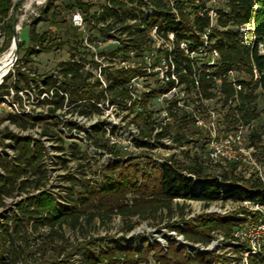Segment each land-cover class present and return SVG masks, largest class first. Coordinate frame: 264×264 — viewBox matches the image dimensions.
<instances>
[{
    "label": "trees",
    "instance_id": "trees-1",
    "mask_svg": "<svg viewBox=\"0 0 264 264\" xmlns=\"http://www.w3.org/2000/svg\"><path fill=\"white\" fill-rule=\"evenodd\" d=\"M136 1L150 11L146 12L143 7L140 8L138 14L140 22H135L128 27L131 29V37L127 40L129 43L124 44L123 49L125 51L136 49L141 53L145 32L152 30L155 26L159 31L166 30L163 36L167 39H169V33L173 32L174 47L171 55L180 82L186 85L189 92L192 88H196L200 100L201 98L215 99L217 103H222V106L226 108V113L222 116L224 131L248 127L252 140L249 146L255 150L260 149L264 154V131L252 126L253 121L262 115L258 107V99L260 95L264 97V53L260 51V45L264 46V0H225L224 7L215 8L218 17L214 24L209 13L211 7H207L205 1L174 0L173 5L165 0ZM52 2L50 0L42 10L43 14L30 23L29 45L25 48V42L19 41V50L25 48L26 54L18 57L14 68L5 76L0 84V95H11V91H14L15 98H19L20 90L25 89V86L31 87V81L38 83L40 79L45 81L44 91L49 92L53 87H57V81L51 71L34 77L30 75L31 71H26L20 66L22 61H31L34 55L50 51L55 46L56 43L51 41L48 31H38L39 22L49 19L47 14L54 6ZM111 2L106 6L107 12L115 15L120 12L118 8L126 6L122 0H111ZM13 4V0H0L1 30L5 35V43L0 47V53L9 46L13 38ZM118 4L119 7H117ZM73 6L83 9L85 13L79 10L86 18L93 4L85 0H74ZM134 10L135 8L132 12L131 9H127L126 12L137 16ZM101 12L103 11L94 12L91 16L99 17ZM243 27L246 28L245 33L250 40L249 44L242 37ZM205 34L208 41L207 54L217 50L220 55L214 63L209 62L207 54L192 58L179 47L181 40L190 41L192 46L199 47L203 45L202 41H205ZM147 48L152 50V44L149 43ZM71 49L73 50L72 58L76 55L85 56L78 45H73ZM112 53L117 54L118 50ZM234 70L238 75L232 78L230 74ZM14 71H17V74H14ZM60 72L61 84L54 88L52 97L46 99V102L54 104L50 106V113H54L57 108L65 105L66 96L62 92L67 93L69 103H73L83 98L105 96V91H108L113 95L112 102L119 103L121 108H129L131 114H134L132 122L139 127L143 143L148 144L147 140L153 136L156 139H162L170 134L171 130L177 132L174 136L176 142L187 141L185 134L191 132L185 127L186 121H191L193 124L194 122L185 110L182 118H178L173 124L164 126L162 130L154 134V110L150 108L149 103L162 92L161 89L155 88L143 93L141 99H137L128 106L127 99L130 94L126 83L140 74L142 67L109 72V78L114 77V80L106 90L101 91H97L94 84L88 81L89 73L83 72L82 64L78 62L72 60L62 62ZM12 78L14 80L10 83ZM22 82L24 85L21 84ZM80 111L84 112V109L81 108ZM50 113L42 118L9 112L8 116L1 120L2 122L9 120L22 129L44 123L42 136L47 135L50 138L57 136L64 142L65 138L57 132L61 119L52 118ZM218 121L221 122V119L218 118ZM0 133L3 138L11 140L5 143L3 139L2 144L13 150L12 155L5 151L0 152V207L6 205L7 197L15 196L17 192L27 193L25 199L17 203V210L0 224V264H18L31 256L28 225L34 229H38L40 225H47L51 236L58 234L62 240L59 254H62L67 247H72L70 252H64L62 259H38L37 264H77L71 259L74 252L82 254L80 264L150 262L153 264H232L230 257L213 253L188 257L185 254V248L176 244L175 241H171L168 248L157 241L152 243L148 239H144L139 248L135 245L129 246L125 241H121V247L118 243L112 242L98 248L93 238L71 245L68 238L63 233H59L58 227L62 228L66 222L76 226L82 218L91 222L96 217H100V220L104 222L119 215L128 221L133 217L146 220L157 218L164 210L173 215L176 199L201 200L206 205L225 198L233 201L264 202V180L261 177L244 178L234 174L241 162L230 161L225 165L221 162L207 161L210 163L204 165L197 157L188 164H181L174 157L164 162L147 163V170L137 164L131 162L125 164L120 161L115 165L103 166L105 175L103 184L92 183L90 179L79 181L72 178V185L67 187L69 196L61 200L47 191L32 194L28 189L30 184L34 182L35 188L40 189L41 182L46 177L45 144L40 137L16 135L9 125L0 130ZM93 142L97 147L113 151L106 142L100 143L98 140ZM69 146L72 154L73 152L86 154L87 146L82 143L71 141ZM59 148L62 149L65 146L61 145ZM115 153L120 154L119 149ZM254 154L257 160H261L257 153ZM212 166L221 168V175L209 173L208 169ZM187 170L203 182L198 190H195L193 186V179L185 173ZM224 183L230 186L224 189L222 185ZM77 185L81 188L78 189ZM178 206L180 210H183V205L178 204ZM239 213L240 211L226 215L203 213L186 220L183 224L181 221H172L167 225L183 233L187 239L208 243L211 241L213 231L223 232L226 237H231L236 227L259 221V212H256L253 217H249V213L243 215ZM47 242L42 243V248L48 244ZM245 247L246 245L242 244L237 250ZM250 262L264 264V258L251 257Z\"/></svg>",
    "mask_w": 264,
    "mask_h": 264
},
{
    "label": "rangeland",
    "instance_id": "rangeland-1",
    "mask_svg": "<svg viewBox=\"0 0 264 264\" xmlns=\"http://www.w3.org/2000/svg\"><path fill=\"white\" fill-rule=\"evenodd\" d=\"M13 1L16 2L18 0ZM49 1L50 0H19L17 4L18 8L15 9L14 13L12 12V15H14L17 20L19 40L25 42V48L27 45H29L30 23L38 16L43 14L42 10L46 7ZM52 1L54 6L47 14L49 19L39 22L38 31H48L51 41L56 43L55 46L50 51H45L34 55L31 61H22L20 64L22 69L31 71L30 75L34 77L51 71L58 79H62L60 64L64 61L72 59L73 50L71 48L73 45H78L80 48H82V41H84V36L86 33H90L91 36H93L92 41H106L100 49L111 55V52L117 47L112 42L113 39L118 38L122 41H127L131 37V29L128 27L135 22H140V17L138 14L140 8L142 9L143 7L142 4L138 3L136 0H122V3H124L126 6L118 8L120 12L118 15H115L107 12L106 6L112 3L111 0H85L93 4L90 13L86 14L87 31L85 32L83 29L75 27L71 21V15L74 10L80 9L85 13V11L78 6H73L74 0ZM165 1L172 5L174 3V0ZM201 1H205V5L211 8L225 6V0ZM119 6L120 5L118 4L117 7ZM133 8H135L134 12L137 16H132V13L128 14L126 12L127 9H131L133 12ZM98 11H103L99 17L91 16L92 13ZM148 11L150 10L147 8V12ZM216 21L217 20L215 19L214 23H216ZM245 29V27L242 28V37L244 41L249 44L250 40L245 33ZM164 32H166L165 29L162 31L158 30V33L161 37L164 35ZM4 40L5 35L1 30L0 22V47L5 43ZM153 40L151 31L145 32L142 40L143 42L141 44L142 49L147 50V45ZM160 41H162V38H160ZM12 45L13 43L11 41L9 46L0 53V59L6 52H8V50L11 49ZM25 48L18 51V57L25 56ZM260 51L261 53H264V46L262 44L260 45ZM136 52L139 53L138 50H136ZM13 56L14 51L12 58ZM202 56L205 55H200V57ZM206 56L209 55L207 54ZM138 61H141V59ZM15 65L16 64H14V66ZM15 73L17 74V71H14V74ZM237 75V72L234 70L231 71L230 77L234 78ZM90 79H92V76ZM13 80L14 78H12L9 82L11 83ZM21 84L24 85L23 82ZM44 84V79H40L39 83L31 82V87L25 86L27 92H24V95L28 102L29 108L33 111L36 107L35 105L45 103L44 101H39ZM161 85L162 84L158 82L156 78H151L147 84V88L155 89L161 87ZM9 97L11 98V96ZM189 104H191V107H199L200 109H206L207 107L215 109L217 113V124L221 130H225L222 116L226 113V108L222 106V103H217L215 99H210L206 104H204L199 101L196 95H192L190 97ZM169 105L170 103L161 95H157L150 102V106L155 113L161 110L163 107H168ZM258 107L262 111V115L260 118L253 121L252 126L256 127L260 131H264V97L262 95H260L258 99ZM115 108L116 109L110 107L109 111H107L109 112V115L105 118V125L108 127V129H111V132L106 130V128L105 132L101 129L98 132H94V134L90 135V138L93 145H95L93 141L98 140L100 143L106 142L108 147L112 149H119L120 159L118 160H112L110 157L106 158L103 156V154L96 153L97 150H94L93 147H87L85 150L86 154L84 155H81L79 152H73L72 154L70 152L69 146L71 141H76V143L83 144V139L78 137L65 138V141L62 142L59 138H57V136L50 138L46 135L44 138V136L41 135L44 123H40V126L39 124H35L33 126H29L27 129H22L16 124L9 122V127L15 132L16 135H32L34 137H40L46 146V177L43 178L40 189H36L33 182L28 188L29 191L32 194H37L40 191H47L52 193L54 197H57L59 200H61L63 197L69 196L67 187L72 185V178L78 179L79 181L90 179L92 183L98 185L101 183L103 184L105 175L103 173V169H101L102 165H115L120 161H123L122 163L125 164H129V162L132 164H137L141 168L144 167L145 170H147V163L160 162L164 161L165 159L168 160L172 157L177 159L181 164H188L192 161V159H195V157L202 161L204 165L210 163L207 162L209 161L207 159V136L205 133H203V130H200L191 121L187 120L185 124V127L190 129L191 133L187 132L185 134L187 141L183 144L184 148L173 149L170 148L169 145H166L162 140L157 141L156 139L152 140L150 138L147 140L149 141L148 144L143 143V141H141L142 137L140 135L139 127L134 122H132L134 114H131L129 109L119 107ZM62 111L64 110L62 109ZM8 113L9 112L6 110L5 106L0 105V128L6 124L2 122L1 119L8 116ZM64 113L66 114L67 118L70 119L71 114L69 111L63 112V114ZM184 113V110H181L179 115ZM113 114L116 117L114 121L119 119V124L112 122ZM218 118L221 119V122L218 121ZM142 124L143 123H141V125ZM112 125H115L114 131L112 130ZM242 131L243 145L246 147V151L249 154H241L244 159L241 161L234 174L244 178H256L259 176L264 180V154L260 149L255 150L254 148H249V145L252 142L249 134L250 129L248 127H242ZM176 133V130H171L170 132L172 137H174ZM58 134L63 137L60 132H58ZM113 135L115 139L119 140V143L117 144L118 146L115 145V147L111 142ZM61 145H64L65 148L60 149L59 146ZM6 148L7 147L3 145V149L7 152H10L9 148H7V150ZM254 153H257L261 160H257ZM127 159H129V161L126 162ZM208 172L219 176L222 173V169L212 166L210 169H208ZM185 173L189 175L191 172L187 170ZM229 176H231V174H229ZM202 183L193 185L195 190H198ZM222 185L224 189L230 186L228 183H224ZM76 187L78 189L81 188L79 185ZM26 196V192H17L15 196L7 197L5 199L6 205L0 207V224L6 221L7 217H10L12 212L17 210V203L22 199H25ZM129 197H131V195ZM178 204L183 205V210L179 209ZM250 208L251 205L244 201H233L228 198L213 201L207 205L201 200L176 199L174 201L175 210L173 215L168 214L167 210H164V212L158 215L157 218H149L146 220L133 217L128 221L119 215H115L110 221L105 220L104 222L100 220V217H96L95 220L91 222H88L85 218H82L81 222L76 226H73L71 222H66L63 224L62 228L58 227V231L59 233H63L65 237L68 238L71 245H76L78 242L93 238L96 240L98 248L112 242L118 243V245L121 247V241H125L129 246L135 245L137 248H139L141 247L143 240L148 239L152 243L156 241L161 243L165 248L169 247L171 241H175L176 244L182 245L185 248V254L188 257H195L200 254L205 255L209 253L227 256L226 252L221 253L222 250H219L217 246L208 249L203 253L200 252L198 254H189L188 250H190L191 247L188 246V243L193 245L198 242L203 244L205 242L187 239L183 233L169 227L167 224L172 221H181L183 224L186 220L195 218L203 213H217L220 215H226L234 211H240L243 213L245 210H249ZM129 226L132 227L128 228ZM27 229L28 236L30 238L29 251L31 256L26 261H20L18 264H37L38 259H62L64 257L63 255H65L64 252L71 251L72 247L69 246L63 251L62 254H59V247L62 243V240L58 234L51 236L49 233L50 228L47 225H40L38 229H34L31 225H28ZM211 235L213 237L212 233ZM45 241H48V244L42 248V243ZM6 257H8V254H6ZM82 257V254L74 252L71 259L77 264H80ZM150 260H152V257H150ZM231 263L238 264V262L234 263L232 261ZM143 264H153V262Z\"/></svg>",
    "mask_w": 264,
    "mask_h": 264
},
{
    "label": "built area",
    "instance_id": "built-area-1",
    "mask_svg": "<svg viewBox=\"0 0 264 264\" xmlns=\"http://www.w3.org/2000/svg\"><path fill=\"white\" fill-rule=\"evenodd\" d=\"M143 10L147 12L145 7H143ZM209 13L212 23L214 24V20H217L218 17L217 11L215 8H211ZM71 21L75 27L83 29L85 32L87 31V20L82 11L79 9L72 12ZM150 31L152 39H154L153 41H150V44H152V50L148 48L147 50L143 49L141 53H137L136 49L125 51L123 49L124 44L129 43V41H122L116 38L113 39L112 42L117 46L114 51L118 50V53L113 54L112 51L111 55L100 49L106 41H92L93 36H91L90 33H86L84 41H82L81 48L82 51H84L85 56L80 57L76 55L75 58H72L71 60L82 64V71L89 73L88 81L94 84L97 91L106 90L109 84L114 80V77L109 78V72L117 69H131L139 66L142 67V72L132 77L126 83V88L130 94V97L127 99L128 106H130L137 99H141L143 93L153 90L147 88V84L151 78H156V80L162 84L161 87H158L162 90V92L158 95H161L170 103L168 107H163L158 112H154V134L157 131L162 130L164 126L173 124L178 118H182L184 114L179 115V113L181 110H185L187 111L188 117L200 130H203V133L207 136V159L209 161L213 163H227L230 161L241 162L244 159L241 154H249L246 151V147L243 145L242 128L235 131L221 130L217 124V113L215 109L210 107L200 109L199 107L190 106L191 104H189V101L192 95H196L199 101L204 104H206L209 100L204 98H201L200 100V95L196 88H192L189 92L186 85L180 82L171 55V51L174 47L172 41L174 39V33H170V37L167 39L160 36L157 26ZM160 38H162V41H160ZM204 39L205 41H202L203 45L199 47L192 46L191 42L186 40L179 41V47L184 50L186 55L192 58H195L198 54L206 55V46L208 43L206 34L204 35ZM219 56V52L217 50H213L212 53L209 54V62L214 63ZM139 59H141V61H138ZM17 60L18 57L15 64L17 63ZM53 76L57 81L58 87L61 84V79H58L54 74ZM91 76L92 79H90ZM196 84H198V81H196ZM44 85L39 101H44L45 103H40L42 105H35L36 107L34 108V111L29 108L24 95V92H27V89L19 91V98H15L14 91H11V95H0V105L5 106L8 112H12L17 115L30 114L35 117L43 118L46 114L50 113V106H54V104L46 102V99H50L54 93V88H57L53 87L51 91L47 92L44 91ZM62 94L66 96L65 105L62 108H57L54 113H50L52 118L59 117L61 119L57 132H60L64 138L78 137L83 139L82 142L84 145L89 148L93 147L94 150H97L96 153L103 154L106 158L110 157L112 160L120 159L119 153H115L117 149L109 151L104 148L97 147L91 143V138H89L90 135L101 129L105 132L106 128V130L111 132V129H108L105 125V118L109 115V112L107 111H109L110 107L114 109H116L115 107L121 108L119 103L111 101L113 97L112 93L105 91V96L83 98L76 100L73 103H69L67 93L62 92ZM9 96H11V98ZM81 108L84 109V112L80 111ZM136 108H139V106H136ZM62 109L64 111H62ZM66 111H69L71 114L70 119L67 118L65 113L63 114V112ZM115 118L116 117L113 114L112 122L119 124V119L114 121ZM3 122L6 124L3 125L0 130L8 125L10 121L5 120ZM114 127L115 125H112L113 131ZM43 136L45 138L46 135ZM3 139L5 143H9L11 141L8 138H3L0 133V152L5 151L3 149L4 144H2ZM151 139L155 140L156 138L153 136ZM156 140H162L166 145H169L170 148L173 149L184 148L183 144L186 142H176L171 134L166 135L162 139ZM111 142L115 147V145L118 146L117 144L119 143V140L115 139L113 135ZM6 147L9 148L10 152H5L12 155L13 150L9 146ZM249 148L253 149V147ZM164 161L167 160L165 159ZM103 166L104 165H102L101 169ZM188 176L193 179V185L202 183L195 174L190 173ZM244 202L250 204L251 208L249 210H245L243 213L240 212L239 214L243 215L245 213H249L248 216L253 217L256 212H259L260 217L257 223H250L245 226L236 227L233 230L231 237H226L223 232L213 231V237L208 243L203 244L198 242L193 245L188 243V246L192 248L188 250L189 254L203 253L206 250L217 246L219 250H222L221 253L226 252L227 256L230 257L234 263L238 262V264H251V257L262 256L264 258V202L251 200H244ZM242 244H245L246 247L244 249L237 250L238 246Z\"/></svg>",
    "mask_w": 264,
    "mask_h": 264
},
{
    "label": "water",
    "instance_id": "water-1",
    "mask_svg": "<svg viewBox=\"0 0 264 264\" xmlns=\"http://www.w3.org/2000/svg\"><path fill=\"white\" fill-rule=\"evenodd\" d=\"M19 0L14 2L13 7H12V12H15V9L17 7ZM19 37H18V25H17V20L15 16L13 15V38H12V43L14 44V56L12 58L10 66L7 68V70L3 73L0 74V83L4 80L5 76L8 75V73L13 69L14 64L16 62V59L18 57V51H19Z\"/></svg>",
    "mask_w": 264,
    "mask_h": 264
},
{
    "label": "bare ground",
    "instance_id": "bare-ground-1",
    "mask_svg": "<svg viewBox=\"0 0 264 264\" xmlns=\"http://www.w3.org/2000/svg\"><path fill=\"white\" fill-rule=\"evenodd\" d=\"M13 51H14V44L12 45L11 49L8 50V52H6L3 57H1V59H0V74H3V72L6 71L7 68L10 66L11 61H12Z\"/></svg>",
    "mask_w": 264,
    "mask_h": 264
}]
</instances>
